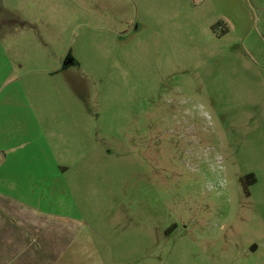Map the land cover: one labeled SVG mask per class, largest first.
<instances>
[{
  "label": "rangeland",
  "instance_id": "obj_1",
  "mask_svg": "<svg viewBox=\"0 0 264 264\" xmlns=\"http://www.w3.org/2000/svg\"><path fill=\"white\" fill-rule=\"evenodd\" d=\"M0 30V124L45 128L42 207L73 227L58 264H264V0H0Z\"/></svg>",
  "mask_w": 264,
  "mask_h": 264
},
{
  "label": "crops",
  "instance_id": "obj_2",
  "mask_svg": "<svg viewBox=\"0 0 264 264\" xmlns=\"http://www.w3.org/2000/svg\"><path fill=\"white\" fill-rule=\"evenodd\" d=\"M197 6L194 3L190 9L196 10ZM225 33L222 29L216 36L221 38ZM4 40L0 30V62L8 69V79L13 73V63ZM18 44L14 42V46ZM3 80L4 73L0 74V82ZM3 85L4 82L0 83V92ZM5 126L0 124V136H4V141L0 140V264H58L71 245L67 238L73 227L64 219L67 216L51 214L42 207L44 200L50 197L52 201L55 196L46 187L48 198L41 201L45 128L36 126L34 141H26L11 139ZM28 147L27 154L20 155L18 150Z\"/></svg>",
  "mask_w": 264,
  "mask_h": 264
},
{
  "label": "flooded vegetation",
  "instance_id": "obj_3",
  "mask_svg": "<svg viewBox=\"0 0 264 264\" xmlns=\"http://www.w3.org/2000/svg\"><path fill=\"white\" fill-rule=\"evenodd\" d=\"M175 111H178L179 114L177 113H174V118L176 119L178 125H175V128L174 130L171 132H169L168 134H166V132L163 134V131H153L151 128L150 130H147V131H143L142 132V144H144L145 146L143 147V150L146 149L147 147H150L152 144L154 145H161L164 141L165 143L167 142V140H170L172 141V134H175L177 131V129L179 128V125H181L182 123L179 122V115H180V112H182L180 109H178L177 107H172ZM184 117L187 118L188 116H190L191 114V111L188 110V109H185L184 110ZM173 143V141H172Z\"/></svg>",
  "mask_w": 264,
  "mask_h": 264
},
{
  "label": "trees",
  "instance_id": "obj_4",
  "mask_svg": "<svg viewBox=\"0 0 264 264\" xmlns=\"http://www.w3.org/2000/svg\"><path fill=\"white\" fill-rule=\"evenodd\" d=\"M215 28V27H214ZM252 181H256V179L255 178H253V177H249Z\"/></svg>",
  "mask_w": 264,
  "mask_h": 264
},
{
  "label": "water",
  "instance_id": "obj_5",
  "mask_svg": "<svg viewBox=\"0 0 264 264\" xmlns=\"http://www.w3.org/2000/svg\"><path fill=\"white\" fill-rule=\"evenodd\" d=\"M69 63H71V61L67 62L66 64H69Z\"/></svg>",
  "mask_w": 264,
  "mask_h": 264
}]
</instances>
